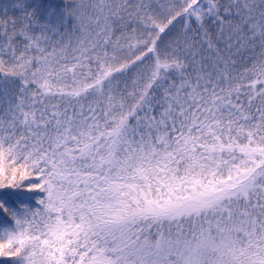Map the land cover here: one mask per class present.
<instances>
[{
    "label": "snow or ice",
    "instance_id": "6c2138e0",
    "mask_svg": "<svg viewBox=\"0 0 264 264\" xmlns=\"http://www.w3.org/2000/svg\"><path fill=\"white\" fill-rule=\"evenodd\" d=\"M0 264H264V0L0 2Z\"/></svg>",
    "mask_w": 264,
    "mask_h": 264
},
{
    "label": "trees",
    "instance_id": "16d2710c",
    "mask_svg": "<svg viewBox=\"0 0 264 264\" xmlns=\"http://www.w3.org/2000/svg\"><path fill=\"white\" fill-rule=\"evenodd\" d=\"M0 2H5V0H0ZM48 2H51V3H54V4L63 5V4H66V3H71L72 0H48ZM38 199H39V196H36V197L33 198V200H32L33 205L36 204V200H38Z\"/></svg>",
    "mask_w": 264,
    "mask_h": 264
}]
</instances>
